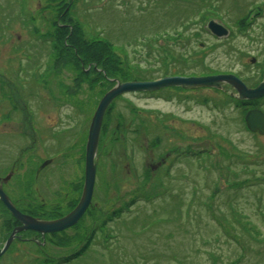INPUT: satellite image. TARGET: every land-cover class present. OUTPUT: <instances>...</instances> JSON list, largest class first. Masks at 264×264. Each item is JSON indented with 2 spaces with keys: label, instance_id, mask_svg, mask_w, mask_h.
Returning a JSON list of instances; mask_svg holds the SVG:
<instances>
[{
  "label": "rangeland",
  "instance_id": "rangeland-1",
  "mask_svg": "<svg viewBox=\"0 0 264 264\" xmlns=\"http://www.w3.org/2000/svg\"><path fill=\"white\" fill-rule=\"evenodd\" d=\"M70 1L0 0V178L12 174L3 193L44 218L77 203L92 116L118 84L227 74L247 90L263 82L264 0ZM209 21L227 34L213 37ZM96 41L112 45L103 70ZM74 44L93 46L89 63ZM226 87L115 99L99 134L92 206L50 244L64 259L44 264H264V136L243 122L249 109L264 112V98L241 105ZM36 188L54 203L51 215Z\"/></svg>",
  "mask_w": 264,
  "mask_h": 264
},
{
  "label": "water",
  "instance_id": "water-1",
  "mask_svg": "<svg viewBox=\"0 0 264 264\" xmlns=\"http://www.w3.org/2000/svg\"><path fill=\"white\" fill-rule=\"evenodd\" d=\"M210 31L217 37H223L227 34L225 29L220 25L210 22L208 25ZM228 84L237 90L239 99L241 100H258L264 97V77L263 82L255 89L247 90L239 79L232 75L209 76V77H166L152 82H127L118 84L115 88L108 91L98 103V106L92 116L85 146V165H84V187L79 203L74 210L62 219L56 221H40L32 217L21 214L17 211L9 198L2 192L0 188V201L9 210L10 214L23 227L14 230L13 235L18 231L31 230L40 233L41 235L50 233H59L77 224L83 216L88 206L90 205L96 172V152L99 140V134L110 104L124 93L131 92H148L153 93L166 88H182L193 90L198 88H214L220 89L222 85ZM245 121L247 128L251 132H258L264 135V115L260 111H250L246 114ZM49 163L45 162L37 171L39 173ZM11 237L6 246L10 244ZM1 255V252H0Z\"/></svg>",
  "mask_w": 264,
  "mask_h": 264
},
{
  "label": "flooded vegetation",
  "instance_id": "flooded-vegetation-1",
  "mask_svg": "<svg viewBox=\"0 0 264 264\" xmlns=\"http://www.w3.org/2000/svg\"><path fill=\"white\" fill-rule=\"evenodd\" d=\"M191 0H186V3L189 2ZM212 0H199L198 2H200V4L203 6V7H207V8H210V2ZM69 2L71 3V1L69 0ZM44 21H47V19H44ZM53 21H56L57 23H60L61 19H56ZM194 23H197V20L194 21ZM262 73H264V66L262 68ZM190 75L188 76H183V77H189ZM263 76V74H262ZM170 89H178L180 92L183 93V95H188V93H193V92H196L197 90H205V89H197V90H184V89H180V88H170ZM226 89H228L230 91V88L229 87H226L224 88V91L225 93H223L224 91L222 90V92L220 91L221 89H207V91H213V92H216L218 93L219 95L220 94H226L227 91ZM232 91V90H231ZM230 91V92H231ZM199 92V91H197ZM229 93V92H228ZM230 97L233 98V100L239 104H244V101L242 100H239V98L237 99L236 98V95L233 96L232 93H230L229 95ZM248 104V103H247ZM250 110V109H249ZM252 110V109H251ZM246 112V111H245ZM264 114V112H262ZM245 117H246V113L244 114L243 116V122H244V125L247 129V126H246V123H245ZM250 132V131H249ZM251 133V132H250ZM251 135L253 136H257V137H263L264 135H261L259 134L258 132L256 133H251ZM45 162H48L49 165H51V163L53 162L51 159L45 161ZM84 165H85V162H84ZM164 167H165V170L168 169L167 165L170 166V164L166 161L164 162ZM47 166H45L39 173H37L35 176H36V179L38 178L37 175H39ZM162 168V166L160 167ZM164 170V171H165ZM38 171V169H37ZM170 171V169H169ZM84 175V173H83ZM8 178H0V188L3 191L4 188L7 186L9 180L11 179L12 177V174L10 173L8 176ZM10 177V178H9ZM84 179V177H83ZM50 180V179H49ZM82 188H80V191L81 193L77 196V203L75 204L74 208L77 206V204L79 203V200L81 198V195H82V191H83V187H84V180H83V185H81ZM38 189L36 188V199L39 200V205L41 207V210H44L43 207H46L47 208V212L50 213V215L54 212L53 209H54V203H50L48 206L46 205L45 203V200L44 198L42 197V195L40 193L37 192ZM5 195L9 198V200L11 201V197L8 196V194L5 193ZM65 196V197H64ZM63 196V200L64 202H62V204L64 203H67L68 200H66L67 196L64 195ZM12 202V201H11ZM13 203V202H12ZM15 209L17 207V205H15L13 203ZM92 206V203L90 204V207L86 210V212L88 210H90ZM5 206L3 205V203L0 201V252H1V255H0V264H39V263H48V262H51V261H55L56 259V262H61L64 258L63 257H59V256H54L52 254V252H50V244L52 243V241L54 240V238L57 236V235H62L63 233H67L69 230L73 229L75 226H77L79 224V222L81 221V219L77 222L76 225H74L73 227L71 228H68L62 232H59V233H50V234H44V235H41L40 233L36 232V231H31V230H25V231H18L15 233V235H13V232L14 230H17L19 228H22L23 226L18 222L16 221V219L10 214L9 212L7 211V209H4ZM74 208H70V210H65V213H62L61 215H52L50 217H42L41 215H39L38 213V208H37V205L35 206H31V212H26V213H23L21 212L22 210L20 209H16L17 211H19L21 214L23 215H26V216H29V217H32L34 219H37V220H40V221H56V220H59V219H62L64 218L65 216H67L68 214H70ZM40 210V209H39ZM95 211V210H94ZM4 214V215H3ZM60 214V213H59ZM85 214V213H84ZM5 219V220H4ZM4 223V224H3ZM93 231H96L97 232V227H93L92 228ZM13 237L12 241L10 242V244L8 246H6L8 240ZM89 241L85 242V245H90L91 246H101V242H96L94 243L93 245V241L91 240L88 244ZM80 251V250H79ZM78 258V257H76Z\"/></svg>",
  "mask_w": 264,
  "mask_h": 264
},
{
  "label": "trees",
  "instance_id": "trees-1",
  "mask_svg": "<svg viewBox=\"0 0 264 264\" xmlns=\"http://www.w3.org/2000/svg\"><path fill=\"white\" fill-rule=\"evenodd\" d=\"M78 26V25H77ZM55 34L57 35V36H61L62 35V31L59 29V28H56L55 29ZM77 33V32H76ZM61 34V35H60ZM53 40V39H52ZM58 40H62L60 37H58ZM58 40H53L51 43H55V41H58ZM73 40V39H72ZM71 40V41H72ZM58 44L59 45H61L62 44V42L61 41H58ZM58 44H56L57 46H58ZM75 45V44H74ZM95 45H99L101 48H100V51H102L103 52V54H102V52L100 53V52H98V54L97 55H100V57L98 58V62H96V65L100 68V69H104V63L107 61V59L104 57L103 58V56L101 57V55H105V53H108V54H110V50H111V47H112V45H109V43H100V42H98L97 43V41L96 42H94V46ZM56 46V47H57ZM71 46V48L72 49H74V51H77V52H81V50L80 49H82V58H80V63H81V65L82 64H85V63H89V61L92 59V56L90 55V52L94 49V48H91V47H93L92 45H87V48H89L88 50L85 48H78V46L76 47V45L74 46V48L72 47V45H70ZM91 48V49H90ZM80 50V51H79ZM58 52V51H57ZM71 54V53H70ZM72 54H74V52H73V50H72ZM72 54L70 55V56H72ZM93 55V54H92ZM55 57H57V54L55 53ZM95 56H93V60L94 59H96V58H94ZM108 59H110V58H108ZM75 61H76V63L77 64H80L79 63V60L76 58V59H74V63H75ZM95 64V63H94ZM104 74V76L107 74H109L108 73V71H105L104 70V72H103ZM100 75H101V73L98 75L99 77H100ZM103 76V79H105V77ZM157 80V79H156Z\"/></svg>",
  "mask_w": 264,
  "mask_h": 264
},
{
  "label": "bare ground",
  "instance_id": "bare-ground-1",
  "mask_svg": "<svg viewBox=\"0 0 264 264\" xmlns=\"http://www.w3.org/2000/svg\"><path fill=\"white\" fill-rule=\"evenodd\" d=\"M176 158H178V157L176 156ZM164 173H165V174H164L165 176L163 175L164 178L167 177V176L170 178L171 172H170L168 169L165 170ZM5 209H7V208L5 207ZM7 211L9 212L8 209H7ZM236 212H237L236 210H235V211H231V213H234V214H235ZM9 214H10V212H9ZM10 215H11V214H10Z\"/></svg>",
  "mask_w": 264,
  "mask_h": 264
}]
</instances>
